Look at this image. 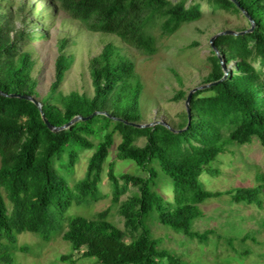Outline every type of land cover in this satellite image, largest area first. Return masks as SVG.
Segmentation results:
<instances>
[{
    "label": "trees",
    "instance_id": "1",
    "mask_svg": "<svg viewBox=\"0 0 264 264\" xmlns=\"http://www.w3.org/2000/svg\"><path fill=\"white\" fill-rule=\"evenodd\" d=\"M62 10L82 22L92 32L115 35L126 45L146 55L156 53L153 30L164 35L175 34L184 24L202 17L199 4L170 0H56ZM226 11L240 9L229 0H208ZM255 22L254 31L241 36H220L214 45L228 66L237 62L227 80L205 91L195 93L190 101L191 123L175 133L162 125L135 128L107 116L80 121L69 129L54 133L42 119L39 108L29 100L0 94V235L16 236L29 232L46 242L64 232L72 252L62 262L76 264L82 259H96L99 264H182L172 252L159 248L149 226L156 214L167 228L191 239L206 242L211 232H195L193 225L202 217L200 205L208 200L231 195L237 204L262 207L264 186L238 188L235 191L212 192L200 181L203 174L217 176L213 169L220 155L231 144L248 145L257 138L264 151V0H237ZM25 21L23 20V25ZM31 35L24 27L17 29L10 17L0 16V92L28 95L43 105L47 120L54 127L68 124L76 116L89 117L95 112L128 122L140 123L139 105L143 86L135 65L119 56L113 44L90 60L89 70L94 87L92 98L72 92L57 93L70 58L64 53L66 43L59 47L55 65V81L50 95L40 100L37 83L31 72V54L20 51V43ZM212 71L207 83L224 76L220 59L212 52ZM259 64V67H257ZM54 94H57L54 96ZM186 96L180 91L174 101ZM98 126V128H96ZM121 135L118 159L131 160L147 174L146 177L126 175L125 184L133 183L138 192L122 204L121 213L132 233L120 231L109 220L110 210L95 219L81 216L68 218L74 203L90 205L99 197V184L105 164ZM88 136H101L95 145ZM145 138L143 147L136 146ZM95 150L84 178L71 187L61 169L74 170L79 152ZM68 156V162L64 156ZM158 164L161 172L171 178L174 202H168L157 190ZM109 180L113 203L119 204L124 185L111 166ZM9 204L11 208H9ZM69 223L67 226L66 223ZM122 236L118 241L116 238Z\"/></svg>",
    "mask_w": 264,
    "mask_h": 264
},
{
    "label": "rangeland",
    "instance_id": "2",
    "mask_svg": "<svg viewBox=\"0 0 264 264\" xmlns=\"http://www.w3.org/2000/svg\"><path fill=\"white\" fill-rule=\"evenodd\" d=\"M170 1H185L187 7L199 4L202 17L184 24L173 35H164L159 29L153 30L156 38V53L153 55H146L126 45L115 35L88 30L82 22L62 10L56 0H0V16L10 17L17 29L24 27L31 35V39H24L19 48L21 52L31 54L34 62L31 75L37 83L40 100L50 95L59 47L63 42L66 43L64 53L70 58L71 65L57 93L69 95L78 92L89 98L94 96L90 60L99 56L106 45L113 44L119 56L134 63L143 86L139 105L142 116L140 123L160 121L179 130L186 121L185 101L189 92L209 84L207 79L212 71L210 57L213 52L211 38L226 30L246 31L251 24L240 10H221L208 0ZM229 66L233 72L237 71L236 61ZM180 91H185L186 96L176 102L174 96ZM87 138L95 145L103 140L102 135H87ZM120 143L121 135L117 133L102 173L99 197L92 200L90 205L74 203L68 218L81 216L95 219L99 213L110 210L108 220L120 231L130 234L132 231L126 226L121 206L136 195L138 189L131 182L125 184L122 178L126 175L146 177L147 174L133 161L118 159L117 147ZM145 144V138L136 141V146L143 147ZM227 150L212 163L219 174L211 176L205 173L201 176L200 181L207 190L226 192L264 186V151L257 138L248 145L231 144ZM94 152L80 151L74 170L70 172L61 169L60 162L55 163L71 187L84 178ZM63 160L68 162V156L65 155ZM111 166H114L117 178L124 185L119 204L113 203V188L108 176ZM154 167L159 172L156 190L168 202H174L175 188L171 178L161 172L158 164H154ZM261 198L262 207L237 204L231 195L200 205L203 215L195 221L193 230L201 234L211 232L206 242L164 227L156 214L148 223L153 238L160 240L159 248L175 254L182 264H264V191ZM116 239L120 241L122 236ZM71 252L72 247L65 241L64 232L55 235L50 242L29 232L11 237L0 235V264H70L62 262L61 257ZM76 264L99 263L96 259H82ZM116 264L124 263L119 261Z\"/></svg>",
    "mask_w": 264,
    "mask_h": 264
},
{
    "label": "water",
    "instance_id": "3",
    "mask_svg": "<svg viewBox=\"0 0 264 264\" xmlns=\"http://www.w3.org/2000/svg\"><path fill=\"white\" fill-rule=\"evenodd\" d=\"M231 2H233L239 9L240 11L246 16V18L249 20L250 24H251V28L246 30V31H232V30H226V31H222L220 33H217L216 35H214L211 40H210V45H211V48L213 50V52L215 53V55L220 59V62H221V65H222V69H223V72H224V76L221 80L217 81V82H212V83H209V84H206V85H202V86H199V87H196L194 89H192L190 92H189V95L185 101V107H186V112H187V115H188V126L190 125L191 123V110H190V101L193 97V95L199 91H205L209 88H211L212 86H215L216 84L220 83V82H223L225 80H227V78L229 77V74L230 72L232 71V69L230 68V66L226 65L225 64V61H224V58L221 56L219 50L216 48V46L214 45V41L220 37V36H226V35H231V36H241V35H245L247 33H251L254 31V28H255V22L254 20L249 16V14L243 9L240 7V4L237 0H229ZM1 95L3 96H8V97H16V98H23V99H26V100H29L31 101L32 103H34L40 110V113H41V116H42V119L43 121L45 122V124L48 126V128L50 129V131L54 132V133H57V132H61V131H64V130H67L69 129L71 126H73L74 124L80 122V121H87V120H90L92 119L93 117L95 116H100V115H103V116H107V117H110L116 121H120V122H123L124 124L126 125H129V126H132V127H135V128H139V129H144V128H148V127H154L156 125H162L164 127H166L167 129L175 132V133H179V132H183L184 130H186L188 127H186L185 129L183 130H175L173 129L172 127H170L167 123L165 122H160V121H156V122H153V123H150V124H142V123H135V122H128V121H125L121 118H115V117H112L110 116L107 112H95L93 113L91 116L89 117H83V116H76L74 119H72L68 124L62 126V127H54L48 120L47 118L45 117V114L43 112V105L41 104V102H39L38 100H36L34 97H31V96H28V95H18V94H12V95H7V94H4L2 92H0Z\"/></svg>",
    "mask_w": 264,
    "mask_h": 264
}]
</instances>
